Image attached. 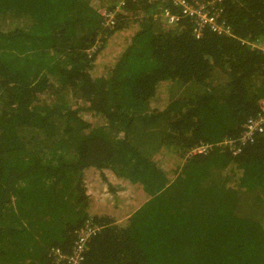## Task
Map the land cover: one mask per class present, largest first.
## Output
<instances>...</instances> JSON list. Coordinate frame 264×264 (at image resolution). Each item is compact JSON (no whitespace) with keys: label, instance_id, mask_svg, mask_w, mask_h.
<instances>
[{"label":"trees","instance_id":"1","mask_svg":"<svg viewBox=\"0 0 264 264\" xmlns=\"http://www.w3.org/2000/svg\"><path fill=\"white\" fill-rule=\"evenodd\" d=\"M116 1L0 0V264L86 224L81 264H264V134L220 145L264 98V0L199 37Z\"/></svg>","mask_w":264,"mask_h":264},{"label":"built area","instance_id":"2","mask_svg":"<svg viewBox=\"0 0 264 264\" xmlns=\"http://www.w3.org/2000/svg\"><path fill=\"white\" fill-rule=\"evenodd\" d=\"M148 3H155L157 7L152 13L153 19H161L170 25H175L184 18L191 22V29L194 36L199 37L203 31L209 29L217 34H228L231 28L221 19L220 14L223 6L222 0H146ZM127 0H117L114 9L108 10L100 8L103 25L111 26L114 22V13L121 11ZM252 47H257L264 51V42L258 44L252 42ZM258 112L247 118L241 125L239 136L233 139H225L220 145H226L232 154H237L242 147L254 141L259 134H264V98L258 101ZM206 145L196 146L191 153H202ZM95 229L93 225L86 224L80 230L79 239L74 241L71 253L63 254L58 248H52L49 254L55 262L64 260L66 264H81L85 249L86 235H90Z\"/></svg>","mask_w":264,"mask_h":264},{"label":"rangeland","instance_id":"3","mask_svg":"<svg viewBox=\"0 0 264 264\" xmlns=\"http://www.w3.org/2000/svg\"><path fill=\"white\" fill-rule=\"evenodd\" d=\"M43 98H44V95H43Z\"/></svg>","mask_w":264,"mask_h":264}]
</instances>
